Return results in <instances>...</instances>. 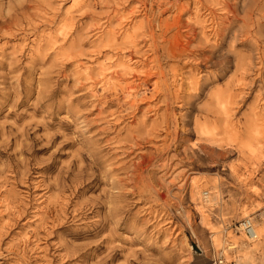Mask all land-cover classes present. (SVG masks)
I'll return each instance as SVG.
<instances>
[{
	"label": "rangeland",
	"instance_id": "374dc122",
	"mask_svg": "<svg viewBox=\"0 0 264 264\" xmlns=\"http://www.w3.org/2000/svg\"><path fill=\"white\" fill-rule=\"evenodd\" d=\"M202 254L264 264V0H0V264Z\"/></svg>",
	"mask_w": 264,
	"mask_h": 264
},
{
	"label": "bare ground",
	"instance_id": "6f19581e",
	"mask_svg": "<svg viewBox=\"0 0 264 264\" xmlns=\"http://www.w3.org/2000/svg\"><path fill=\"white\" fill-rule=\"evenodd\" d=\"M204 193H207L205 191H203ZM206 197V196H205ZM202 207L201 206H198V204H195V211L197 212L198 216L200 217V213H202L201 211ZM205 215V214H204ZM203 218V215L201 214V220ZM245 221H250L249 219H245L244 221H242V223L240 224L241 225V228H243V223ZM251 222V221H250ZM252 224V231L250 232L249 235L245 234L247 237H249L250 241H255V239H257L258 237V232L257 230L254 228V225L253 223L251 222ZM212 240V239H211ZM212 259L208 258L205 254H202L200 257H198L195 261H194V264H213L211 263ZM213 262V261H212ZM216 263V262H215ZM214 263V264H215Z\"/></svg>",
	"mask_w": 264,
	"mask_h": 264
},
{
	"label": "built area",
	"instance_id": "2783aa9c",
	"mask_svg": "<svg viewBox=\"0 0 264 264\" xmlns=\"http://www.w3.org/2000/svg\"><path fill=\"white\" fill-rule=\"evenodd\" d=\"M242 229L244 230L245 234L249 235L250 232L253 230L251 222L250 221H245L243 223V228Z\"/></svg>",
	"mask_w": 264,
	"mask_h": 264
}]
</instances>
